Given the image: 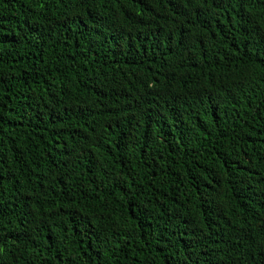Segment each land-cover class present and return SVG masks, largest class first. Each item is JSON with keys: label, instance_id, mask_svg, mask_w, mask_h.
Listing matches in <instances>:
<instances>
[{"label": "trees", "instance_id": "16d2710c", "mask_svg": "<svg viewBox=\"0 0 264 264\" xmlns=\"http://www.w3.org/2000/svg\"><path fill=\"white\" fill-rule=\"evenodd\" d=\"M0 264H264V0H0Z\"/></svg>", "mask_w": 264, "mask_h": 264}]
</instances>
